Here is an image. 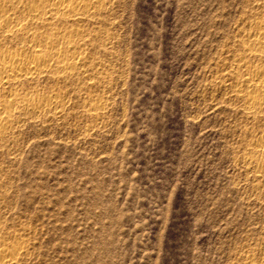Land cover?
<instances>
[{"label": "rangeland", "instance_id": "1", "mask_svg": "<svg viewBox=\"0 0 264 264\" xmlns=\"http://www.w3.org/2000/svg\"><path fill=\"white\" fill-rule=\"evenodd\" d=\"M104 8L85 26L89 72L36 81L68 95L64 113L0 140L6 242L27 241L18 264H242L264 236L243 167L264 121L243 112L232 69L262 0Z\"/></svg>", "mask_w": 264, "mask_h": 264}, {"label": "bare ground", "instance_id": "2", "mask_svg": "<svg viewBox=\"0 0 264 264\" xmlns=\"http://www.w3.org/2000/svg\"><path fill=\"white\" fill-rule=\"evenodd\" d=\"M104 4L105 0H0V140L28 117L64 113L68 95L56 88L41 92L36 81L49 74L67 81L89 72L93 57L87 48L95 35L85 26L105 9ZM242 41L232 69L236 75L232 91L244 101L243 112L254 122L264 121V17L251 21ZM104 104L91 96L92 110L97 112ZM249 137L243 156V167L252 176L248 202L264 204V124L250 130ZM26 242L17 236L10 245L0 229V264H18ZM241 256L242 264H264V236L261 244L249 245Z\"/></svg>", "mask_w": 264, "mask_h": 264}]
</instances>
